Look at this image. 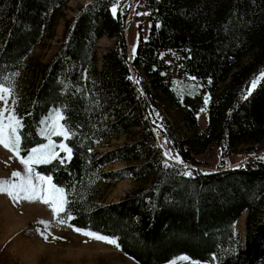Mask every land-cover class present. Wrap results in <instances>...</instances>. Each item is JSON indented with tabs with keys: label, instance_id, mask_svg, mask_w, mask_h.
<instances>
[{
	"label": "trees",
	"instance_id": "16d2710c",
	"mask_svg": "<svg viewBox=\"0 0 264 264\" xmlns=\"http://www.w3.org/2000/svg\"><path fill=\"white\" fill-rule=\"evenodd\" d=\"M67 1L0 0V77L15 88L20 157L44 143L39 128L53 110L71 131L68 139L54 138L71 149L70 159L33 166L66 190L65 215L73 217L67 225L117 239L137 264L178 256L264 264V80L248 94L264 72V0H143L148 29L145 36L139 30L130 53L126 9L111 12L121 2L90 0L64 19L49 60L32 67L30 50ZM101 37L113 44L97 66ZM170 69L192 83L178 93ZM22 72L27 85L18 79ZM206 98L200 130L196 114ZM119 137L122 143L97 150ZM238 147L241 163L197 168L204 150L224 155ZM114 161L123 165L103 170ZM124 178L146 182L116 201L91 200L99 181ZM242 212L240 244L234 222Z\"/></svg>",
	"mask_w": 264,
	"mask_h": 264
},
{
	"label": "rangeland",
	"instance_id": "374dc122",
	"mask_svg": "<svg viewBox=\"0 0 264 264\" xmlns=\"http://www.w3.org/2000/svg\"><path fill=\"white\" fill-rule=\"evenodd\" d=\"M90 0H68L55 14L53 24L50 31L44 34L38 43L32 47L27 57V62L32 67L40 66L46 63L56 51L62 30V24L65 18L74 14L78 5ZM118 9L123 11L126 9L123 36L126 41L128 53L132 50L137 41L139 30L142 36H145L148 29V20L143 13L147 12V8L143 0H118ZM138 13H141L138 15ZM137 22L140 23V29L137 28ZM49 34V35H48ZM113 39L106 37L99 38L95 43V53L97 57L96 65L99 66V57L101 53L112 47ZM172 67V65H171ZM173 68V67H172ZM169 79L174 84L175 90L179 93L184 91L185 85L191 84L186 77L176 75L174 69L169 71ZM19 81L27 85L24 74H18ZM200 88L197 84L196 90ZM15 100V94H14ZM11 103V100H10ZM2 106V103H0ZM53 110L47 119L43 121L39 128V134L44 137L42 144L34 147H40L48 144L49 139L56 145L62 142L55 141V135L46 137L42 129L51 127V120L54 119ZM206 103L198 110L196 114V123L198 129H204L206 123ZM168 116V114H167ZM170 118V116H169ZM123 138H112L98 144L97 150H105L116 146L123 142ZM264 144V141L262 142ZM33 148V147H32ZM238 148L231 152L219 155L218 153L204 150L196 158L200 161L197 168L200 170H210L217 163L222 161L225 167H232L242 162V157ZM0 155H4L5 159L0 163V179H13L11 173L13 171L25 170V165L20 162L21 158H27V154L20 157L15 156L2 145H0ZM57 153L66 152L60 147H56ZM7 158V159H6ZM123 165L122 162L114 161L103 167V170H114ZM203 165V166H202ZM206 165V166H204ZM35 173V171L33 170ZM37 174V173H36ZM42 176V175H41ZM145 180L132 181L124 178L113 182L99 181L96 184L90 198L92 201L103 204L116 201L129 193L135 187L144 185ZM244 213L234 222V231L236 232L240 244L243 235ZM45 221V224L39 223ZM41 232L44 235H41ZM47 236V239H45ZM0 264H137L131 258L123 254L115 245L104 241L91 239L83 235L73 228L69 227L64 221L60 222V218L54 216L50 207L40 202L20 199L19 202L13 201L6 193H0ZM165 264H204L191 262L184 256H178Z\"/></svg>",
	"mask_w": 264,
	"mask_h": 264
},
{
	"label": "snow or ice",
	"instance_id": "6c2138e0",
	"mask_svg": "<svg viewBox=\"0 0 264 264\" xmlns=\"http://www.w3.org/2000/svg\"><path fill=\"white\" fill-rule=\"evenodd\" d=\"M118 10V4H114L111 8L112 14L115 16ZM141 13H138L140 15ZM147 15L148 13H143ZM135 55V48L133 49V56ZM264 80V72H261L259 76L254 77L250 82L248 94H251L258 82ZM15 88L11 83L10 77H0V145L6 150L11 152L15 156L21 155V137L19 135L20 127H22V121L15 112V100H14ZM247 99V96L243 97ZM11 100V103H10ZM207 103V98L205 100ZM54 119L51 120V127H45L42 129L46 137L52 135L61 137L62 140L68 139L71 136V131L64 123L65 117L57 111L54 113ZM167 143V141H166ZM56 147H60L66 152L64 157H60L55 151ZM166 159L164 161L165 166L168 165L167 158L169 153L164 154ZM71 158V149L67 148L63 143L56 145L49 139V143L40 147H33L27 150V158H21L20 162L25 165L23 173L20 171H13L11 176L13 179H0V193H6L13 201L19 202L20 199L29 201L39 200L40 202L48 205L54 216L60 218V222L63 223L65 219L71 220L73 217L67 213V205L69 201L67 199V192L63 187L57 186L52 182V178L49 176H41L33 172V166L41 163H50L52 160L58 159L61 163ZM179 161L178 157L176 158ZM264 159V157H261ZM185 174L191 175V172ZM39 223L45 224V221ZM83 235L88 236L91 239L104 241L106 243L119 247L118 241L115 238L98 234L92 231H85L80 228H74ZM41 235H44L41 232ZM47 239V236H45Z\"/></svg>",
	"mask_w": 264,
	"mask_h": 264
},
{
	"label": "bare ground",
	"instance_id": "6f19581e",
	"mask_svg": "<svg viewBox=\"0 0 264 264\" xmlns=\"http://www.w3.org/2000/svg\"><path fill=\"white\" fill-rule=\"evenodd\" d=\"M0 153H1V151H0ZM2 154V153H1ZM5 156L4 155H0V163H1V161L3 160V158H4ZM5 159V158H4ZM7 159V158H6Z\"/></svg>",
	"mask_w": 264,
	"mask_h": 264
},
{
	"label": "water",
	"instance_id": "95a60500",
	"mask_svg": "<svg viewBox=\"0 0 264 264\" xmlns=\"http://www.w3.org/2000/svg\"><path fill=\"white\" fill-rule=\"evenodd\" d=\"M87 2H89V1H86V2H84V3H87ZM84 3H83V4H84Z\"/></svg>",
	"mask_w": 264,
	"mask_h": 264
}]
</instances>
